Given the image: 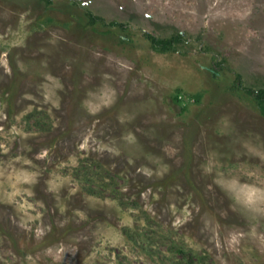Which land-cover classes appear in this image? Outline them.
I'll return each instance as SVG.
<instances>
[{"label": "rangeland", "instance_id": "obj_1", "mask_svg": "<svg viewBox=\"0 0 264 264\" xmlns=\"http://www.w3.org/2000/svg\"><path fill=\"white\" fill-rule=\"evenodd\" d=\"M259 90L264 0H0V264H264Z\"/></svg>", "mask_w": 264, "mask_h": 264}, {"label": "trees", "instance_id": "obj_2", "mask_svg": "<svg viewBox=\"0 0 264 264\" xmlns=\"http://www.w3.org/2000/svg\"><path fill=\"white\" fill-rule=\"evenodd\" d=\"M46 2H49V0H46ZM98 18H94L90 15V21L93 22V21H96ZM110 25H116L115 23H111ZM180 38H174V39H164V40H157L156 38L150 36V40L153 44V46H158V47H161L163 49H169L173 42L179 40ZM251 94L254 95L255 98H257L258 100H264V90H259L257 92H254V91H250Z\"/></svg>", "mask_w": 264, "mask_h": 264}]
</instances>
